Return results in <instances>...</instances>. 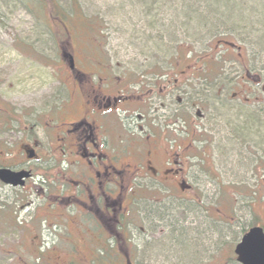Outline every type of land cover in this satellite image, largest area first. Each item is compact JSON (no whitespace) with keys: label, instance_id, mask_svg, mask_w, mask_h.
<instances>
[{"label":"rangeland","instance_id":"374dc122","mask_svg":"<svg viewBox=\"0 0 264 264\" xmlns=\"http://www.w3.org/2000/svg\"><path fill=\"white\" fill-rule=\"evenodd\" d=\"M201 2L0 0V117L5 109L16 118L0 129V138L17 139V120L27 125L50 98H64L71 89L57 76L59 41L65 38L50 19L51 3L56 11L79 16L66 21L67 41L75 44L65 45V51L76 58L105 59L114 81L149 80L155 73L164 78L175 65L172 72L190 74L194 95L209 96L207 160L216 176L210 173L202 184L209 193L208 225L201 231L204 224L197 214L196 226H187L184 237L176 231L174 240L149 241L145 254H152L156 264H212L223 260L218 255L225 257L224 264H239L233 249L241 236L253 225L264 229V79L252 85L246 76L256 77L264 64V52L259 54L255 45L264 36V0H224L236 4L228 11L226 6L208 10ZM222 13L228 22L213 19ZM89 25L99 27L98 38L96 30L83 33ZM226 36L236 47L221 42ZM96 38L98 52L92 54L84 41ZM217 94L223 102H215ZM44 150L51 149L46 145ZM49 170L58 176L55 167ZM53 182L50 190L60 185ZM39 189L1 192L0 264H96L90 253L99 243L77 236L73 207L59 208ZM133 248L131 262L139 264L138 246ZM97 254L103 256L100 250Z\"/></svg>","mask_w":264,"mask_h":264},{"label":"flooded vegetation","instance_id":"af4514ba","mask_svg":"<svg viewBox=\"0 0 264 264\" xmlns=\"http://www.w3.org/2000/svg\"><path fill=\"white\" fill-rule=\"evenodd\" d=\"M58 62L59 82L71 88L66 96L50 98L27 125L17 120V139L0 138V169L21 175L16 185L0 179V197L4 190L44 188L59 208L73 207L77 236L99 243L90 253L96 264H134V244L139 264H156L145 254L149 241L174 240L176 231L184 237L197 214L201 231L208 225L209 193L202 184L216 176L207 160L209 96L194 95L190 74L172 72L175 65L164 78L155 73L130 82L114 81L105 59L76 58L60 48ZM3 110L0 129L16 119ZM53 178L60 185L50 190ZM218 257L223 260L212 264H224Z\"/></svg>","mask_w":264,"mask_h":264},{"label":"trees","instance_id":"16d2710c","mask_svg":"<svg viewBox=\"0 0 264 264\" xmlns=\"http://www.w3.org/2000/svg\"><path fill=\"white\" fill-rule=\"evenodd\" d=\"M202 1V0H201ZM196 2V1H195ZM203 2L207 3L208 6H206V9H211V10H214L213 8L216 7L217 9L221 8V7H224L226 6L224 9H226V11L229 10V8H231V4L236 7V4L234 3H229V4H226V2H224V0H212V5H210L211 3V0H203ZM203 2H201V5H203ZM210 2V3H209ZM50 8H48V10L50 11V19L53 20L54 22H56L55 26L57 27L56 31H58L59 27L62 28V30L59 29V32H57V34H60L61 36V39H64V41H59V46L60 48H62L63 51H65V45L67 44H75L74 42H70L68 43V37H69V33L71 32L69 29H68V26H67V23L66 21H70V23H72V21L74 20V17H79L78 15H75V13H72L70 15H67L65 14L64 12H62V10L59 12V11H56V7L53 6V3L50 4ZM261 7H262V11L261 13L263 14L264 13V2L261 4ZM47 9V8H46ZM58 9V8H57ZM47 10V11H48ZM223 15L222 16H217V17H213V19H217L219 21H221L222 23H225V21L228 22V19L230 18L229 16H226V14L222 13ZM49 16H48V19H49ZM198 17H201V15H199ZM73 18V19H72ZM211 19V18H209ZM245 20V18H243ZM199 20V19H198ZM52 21V22H53ZM53 22V23H54ZM261 22V21H260ZM219 25V24H218ZM54 26V25H53ZM76 27V26H75ZM84 28L83 29V33L90 36V31H95L97 32V38H98V33L100 31L99 27H94L93 25H89L88 27L85 26V27H82ZM86 28V30H85ZM75 31V35L78 37L79 35V32ZM71 35L73 36L74 33H71ZM230 35V34H229ZM227 37V36H226ZM94 39L92 42L89 41L88 39L86 41H84L86 43L85 45V48L87 50H89L90 52H92V54H95L94 51L98 49V43L97 42H100V40H97ZM59 39V37H58ZM57 39V40H58ZM97 40V41H96ZM221 42H224L225 44L229 45V46H234L236 47V45H234L233 42L230 41V39L227 37V38H224L221 40ZM87 45H90L91 47H88ZM255 45H257V48H259V54L261 52H264V36H259L256 38L255 40ZM237 48H240V47H237ZM260 70L258 72V75H256V78H257V82H261L262 79H264V64L261 63V66H259ZM263 71V72H262ZM250 84L254 85L253 82L249 81Z\"/></svg>","mask_w":264,"mask_h":264},{"label":"water","instance_id":"95a60500","mask_svg":"<svg viewBox=\"0 0 264 264\" xmlns=\"http://www.w3.org/2000/svg\"><path fill=\"white\" fill-rule=\"evenodd\" d=\"M20 174H11L9 170L0 169V179L8 184L16 185L15 177ZM234 253L240 264H264V232L261 227H250L235 245Z\"/></svg>","mask_w":264,"mask_h":264}]
</instances>
